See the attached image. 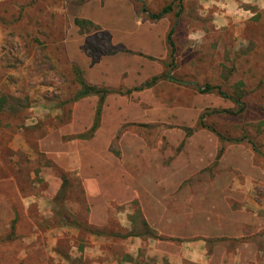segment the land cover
Wrapping results in <instances>:
<instances>
[{
	"label": "rangeland",
	"instance_id": "1",
	"mask_svg": "<svg viewBox=\"0 0 264 264\" xmlns=\"http://www.w3.org/2000/svg\"><path fill=\"white\" fill-rule=\"evenodd\" d=\"M263 205L264 0H0V264H259Z\"/></svg>",
	"mask_w": 264,
	"mask_h": 264
},
{
	"label": "trees",
	"instance_id": "2",
	"mask_svg": "<svg viewBox=\"0 0 264 264\" xmlns=\"http://www.w3.org/2000/svg\"><path fill=\"white\" fill-rule=\"evenodd\" d=\"M171 9H172L171 5H167V6L163 7L162 10L157 12V13L148 12V15L152 19H159V18L163 17L164 14L168 13ZM171 36H172V33L169 32L168 41L173 48L172 53H174L175 47H174V42H173ZM76 78H77V81L79 82L80 87H81L75 96L76 99L83 98V97L88 96L90 94H95V95L99 96V101H98L96 113H95V121H94V124L92 126V129L95 130L98 127L99 122H100L104 101H105L107 95L112 92V90L108 89V88L98 87L95 85L88 84L86 82V80L83 78L82 73H81L79 68H77Z\"/></svg>",
	"mask_w": 264,
	"mask_h": 264
},
{
	"label": "crops",
	"instance_id": "3",
	"mask_svg": "<svg viewBox=\"0 0 264 264\" xmlns=\"http://www.w3.org/2000/svg\"><path fill=\"white\" fill-rule=\"evenodd\" d=\"M261 207H264L261 206ZM202 245L204 249L206 248V243L205 242H196L191 245H189L187 251L185 252L186 257L189 261L195 262L197 264H205V260L203 258V250H202ZM190 248L193 250H190ZM188 255V256H187ZM257 256L259 257V261L257 263L259 264H264V253L260 254L259 252L257 253ZM206 258V257H205ZM193 262V263H194Z\"/></svg>",
	"mask_w": 264,
	"mask_h": 264
}]
</instances>
